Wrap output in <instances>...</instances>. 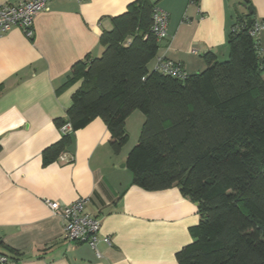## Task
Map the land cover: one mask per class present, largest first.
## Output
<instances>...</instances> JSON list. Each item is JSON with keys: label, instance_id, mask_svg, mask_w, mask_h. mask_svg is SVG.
<instances>
[{"label": "crops", "instance_id": "0c3cea01", "mask_svg": "<svg viewBox=\"0 0 264 264\" xmlns=\"http://www.w3.org/2000/svg\"><path fill=\"white\" fill-rule=\"evenodd\" d=\"M19 1L0 0V6ZM132 1L51 0L36 15L32 38L19 27L0 36V256L8 258L0 264H178L176 252L193 240L191 228L201 219L196 202L177 186L151 191L132 183L126 156L145 120L140 110L126 119L129 140L119 152L107 124L96 117L44 162L45 149L63 136L56 119L66 118L81 84L63 86L67 75L76 62L102 54V33ZM151 1L169 13V21L168 36L148 67L168 58L188 74L206 68L209 51L228 58L236 15L247 13L233 0ZM249 4L255 21H264V0ZM258 38L264 57V30ZM79 198L101 221V256L87 243L69 241L63 219L45 203Z\"/></svg>", "mask_w": 264, "mask_h": 264}, {"label": "trees", "instance_id": "16d2710c", "mask_svg": "<svg viewBox=\"0 0 264 264\" xmlns=\"http://www.w3.org/2000/svg\"><path fill=\"white\" fill-rule=\"evenodd\" d=\"M242 4L247 13L236 15L228 58L209 51L205 69L176 77L148 67L160 47L155 4L134 0L102 33V54L76 62L63 85L81 83L57 124L75 131L101 117L115 152L128 143L126 119L144 114L126 156L132 183L151 191L177 186L201 216L193 240L176 252L178 264H264V57L251 34L257 21L247 24L253 6ZM71 132L45 149L44 162Z\"/></svg>", "mask_w": 264, "mask_h": 264}, {"label": "built area", "instance_id": "2783aa9c", "mask_svg": "<svg viewBox=\"0 0 264 264\" xmlns=\"http://www.w3.org/2000/svg\"><path fill=\"white\" fill-rule=\"evenodd\" d=\"M51 0H20L16 4H4L0 6V36L9 31L13 27H19L29 38L35 34L34 20L36 15L48 8ZM85 1V0H77ZM152 31L160 41L168 36L167 28L169 21V13L155 6L153 9ZM264 30V21L256 22L251 30V34L258 38L259 33ZM155 68L159 71L176 77H184L186 71L181 63L168 58H158ZM72 131L69 123L62 126V132L68 133ZM65 159V157H61ZM48 208L63 219L64 235L71 241L76 243H87L90 245L98 256L101 253L98 249L100 241L101 221L96 216L85 211V198H79L68 204H61L58 201L46 199ZM104 241L109 245L112 243L110 236H105ZM8 261L6 256H0V262Z\"/></svg>", "mask_w": 264, "mask_h": 264}, {"label": "rangeland", "instance_id": "374dc122", "mask_svg": "<svg viewBox=\"0 0 264 264\" xmlns=\"http://www.w3.org/2000/svg\"><path fill=\"white\" fill-rule=\"evenodd\" d=\"M234 1V4H237L238 5V11L240 12V9H241V4H242V0H233ZM134 142V141H133ZM135 143H133L134 145Z\"/></svg>", "mask_w": 264, "mask_h": 264}, {"label": "water", "instance_id": "95a60500", "mask_svg": "<svg viewBox=\"0 0 264 264\" xmlns=\"http://www.w3.org/2000/svg\"><path fill=\"white\" fill-rule=\"evenodd\" d=\"M249 9L251 10V7H249ZM253 23H254V18H249L247 20L248 26H251ZM121 166H125V163H123Z\"/></svg>", "mask_w": 264, "mask_h": 264}]
</instances>
